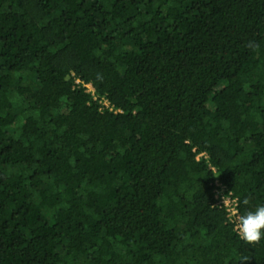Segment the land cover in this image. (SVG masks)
Segmentation results:
<instances>
[{
	"label": "trees",
	"instance_id": "trees-1",
	"mask_svg": "<svg viewBox=\"0 0 264 264\" xmlns=\"http://www.w3.org/2000/svg\"><path fill=\"white\" fill-rule=\"evenodd\" d=\"M215 180L264 204V0H0V264H264Z\"/></svg>",
	"mask_w": 264,
	"mask_h": 264
},
{
	"label": "clouds",
	"instance_id": "clouds-1",
	"mask_svg": "<svg viewBox=\"0 0 264 264\" xmlns=\"http://www.w3.org/2000/svg\"><path fill=\"white\" fill-rule=\"evenodd\" d=\"M248 199L243 200L247 205ZM235 230L239 237L249 243L257 242L264 237V204L257 205L254 210H248L237 217Z\"/></svg>",
	"mask_w": 264,
	"mask_h": 264
},
{
	"label": "built area",
	"instance_id": "built-area-1",
	"mask_svg": "<svg viewBox=\"0 0 264 264\" xmlns=\"http://www.w3.org/2000/svg\"><path fill=\"white\" fill-rule=\"evenodd\" d=\"M85 87L87 88L88 92L93 94L94 91L91 85H85ZM104 105L107 106V103L104 102ZM213 185V194L215 200L214 205L218 207H223L226 210V212L229 214L231 222L234 225L235 230V224L237 222V217L239 216L237 210V201L231 196L230 193L226 191L225 187L218 180H215ZM235 232L237 233L236 230Z\"/></svg>",
	"mask_w": 264,
	"mask_h": 264
}]
</instances>
